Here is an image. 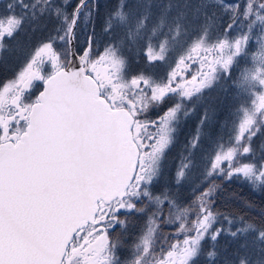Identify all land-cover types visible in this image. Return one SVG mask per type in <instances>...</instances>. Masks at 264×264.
I'll return each mask as SVG.
<instances>
[{
	"label": "rangeland",
	"instance_id": "1",
	"mask_svg": "<svg viewBox=\"0 0 264 264\" xmlns=\"http://www.w3.org/2000/svg\"><path fill=\"white\" fill-rule=\"evenodd\" d=\"M200 1L199 13L206 5L221 12L222 17L217 23L219 41L213 47L202 48L199 45L201 40L197 38L186 46L189 47L187 53L174 61L169 71L164 68L159 74L151 73L150 78L138 76L127 80L122 64L112 54L88 58L89 72L94 74L114 102L128 101L131 97L128 91L135 89L138 92L132 91L133 94L139 93L140 96L135 105L129 102L132 112L140 116L141 121L143 117L151 121L155 117L151 111H155L160 123L156 126V144L149 139L143 143L146 150L139 159L140 176L136 177L122 200L101 208L104 210L94 227L79 234L76 249L66 264H147L149 259V264H197V261H190L196 253L203 252L206 245H210L211 253L202 260V264H218L219 251L224 254L227 245L234 241L245 244L253 230L240 227L238 224L242 223L229 219L228 228H236L229 234L230 240L226 245L221 242L226 230L220 226H205V215L209 208L219 209V204L212 200L214 196L221 195L223 191L227 199L238 195L236 190L225 187L226 182L235 179V183H243L256 192L264 189V155L258 156V161L243 159L250 156L249 150L243 148L244 143L247 138L249 145L254 142L250 133L257 128L261 121L259 118L264 116V0H244L243 5L240 0ZM30 2L33 31L29 36L18 39L21 45H16L15 39L9 42L10 49L4 54V61L21 59L19 63L26 68L43 57L47 63V75H50L69 60L68 34L75 8L81 0ZM92 5L86 6L77 27L75 44L79 53L83 50L79 54L81 57L89 46ZM185 10L181 4L179 11L185 13ZM121 14L118 13L119 16ZM164 14V19L153 23L149 30L157 37L161 33L165 35V43L160 44L157 54L148 49L150 60L161 59L166 49L178 48L176 38L188 35L191 27L182 15L173 21L167 20ZM196 29L198 37L209 33L203 25ZM140 31H146L143 24ZM4 42L1 45H5ZM2 55L0 53V61L3 60ZM224 62L228 64L226 73L235 80L232 81L235 95L228 97L235 101L233 105L227 98L218 101L213 91L215 88L220 92L215 77L220 68L217 66ZM188 69L190 74H186ZM143 88L147 89L146 92ZM205 90H212L213 97L201 94ZM158 99L162 105H171L165 110L166 115L160 111ZM249 99L252 100L251 108L246 105ZM225 102L228 104L225 115L230 119L224 126L219 124L213 130L211 125L215 124ZM136 106L142 109L141 113ZM148 131L153 134L149 126ZM243 205L247 207L249 203L245 201ZM190 219L195 229H207L206 245L202 233L200 238L190 237L184 230L180 234H184L183 237L173 239L169 232L172 230L168 231L174 223L186 227L185 222ZM206 224L211 225L208 221ZM108 237H113L112 244ZM256 239V242L264 241V235L259 234ZM158 244L164 248L160 250ZM258 249L263 251L262 247ZM142 255L146 256V263H143ZM225 264L233 262L226 261Z\"/></svg>",
	"mask_w": 264,
	"mask_h": 264
},
{
	"label": "water",
	"instance_id": "2",
	"mask_svg": "<svg viewBox=\"0 0 264 264\" xmlns=\"http://www.w3.org/2000/svg\"><path fill=\"white\" fill-rule=\"evenodd\" d=\"M69 60L46 79L26 131L0 145V264H61L77 232L94 223L98 203L122 200L138 167L133 118L100 95L75 38Z\"/></svg>",
	"mask_w": 264,
	"mask_h": 264
},
{
	"label": "trees",
	"instance_id": "3",
	"mask_svg": "<svg viewBox=\"0 0 264 264\" xmlns=\"http://www.w3.org/2000/svg\"><path fill=\"white\" fill-rule=\"evenodd\" d=\"M81 2H79L78 6ZM200 2V0H88L82 10L83 12L88 4H93L90 32L87 43L88 46L90 40L91 48L88 58H95L96 56L105 53L112 54L122 64L127 80L138 76L150 78L151 73L159 74L164 70V68L169 71L174 64V61L187 53L189 47L186 46L197 40V38L198 40H201L199 45L202 48L204 46L213 47L219 41L220 35L217 30V23L222 17L221 12L219 9H212L209 5H206L202 7L203 10L199 13L198 9L200 7ZM240 3L243 5L244 0H240ZM181 4H184L185 6V13H181L179 11ZM78 6H76V8ZM119 12L122 13L121 16L118 15ZM163 12L165 13L164 17H166L167 20L171 19L173 21L180 18L179 15H182L183 18H186V22H188L191 27L188 35L183 34L182 37L178 36L176 38L175 43L178 48H173L171 51L170 48L168 50L166 49L165 53L161 54V59L150 60L148 57L150 52L157 54L160 44L165 43V35L161 33L160 36L157 37L149 32V30L153 28V23L164 19L162 16ZM141 24L144 25V30H146L145 32L140 31ZM202 25L208 29L209 33L198 37L196 28L197 26ZM148 49H152V51L147 53ZM81 52H83V50L78 53L81 54ZM66 64L67 63H63L62 67ZM217 68L215 84L220 86V92L215 88L213 91L218 97V101L227 98V101L233 105L235 101L231 100V98L228 99V97L235 95L234 92L236 91V88L233 87L234 89L232 91V81L235 80L230 78L226 73L228 70L227 63L224 62L222 65H218ZM186 74H190L189 69ZM146 90L143 88L144 92H146ZM132 91L135 93L138 92L135 91V89L129 90V95H131L130 99L128 101H115L116 107L126 108L132 112L129 102L135 105L140 96L139 93L134 95ZM204 93L211 98L213 97L212 90H205L201 94ZM225 94L231 96H226ZM194 99L195 98L192 100L194 101ZM251 101L252 100L249 99V102L246 103L248 107H250ZM158 102L161 104L159 99ZM227 106V102L222 104L221 113L216 116L215 124L213 122L211 125L213 130L218 128L219 124L224 126L230 119V116L227 117L225 115L228 108ZM170 107L171 105L161 104L160 111L162 110V113H165V110L170 109ZM137 108L140 112L142 111L141 108ZM137 113L139 114V112ZM151 114L155 116L153 119L159 117L155 111H151ZM166 114L167 113H165V115ZM259 119L261 121L257 128L253 129L250 133V137L253 138L254 142L249 145L247 138L243 146V148L246 147L247 151L249 150L250 156L243 157V159L247 158L252 161H258L260 160L258 156L264 155V146L262 145V140H264V116L262 115ZM224 128L228 130L227 127ZM223 141H226L224 137ZM243 148L240 149L241 153ZM225 187H231L232 191L236 190L239 193L235 196V198L231 197L230 199H227L226 196H224V191L221 195L218 194L217 196H214L212 200L214 204H219V209H207L205 215V226H208V228L209 226L214 228L216 226H220L222 230H226L225 235L222 237L224 240L221 241L226 245L230 240L229 234L236 228V226L228 228V224L230 222L229 219H235V222L239 221L242 223L238 224L240 227L253 228V230L248 234V239L245 244L242 245V241H234L227 245L224 254H221V251H219L218 264H225L226 261L233 262V264L244 262H247L246 264H258V262L259 264H264V241L256 242V238L259 234L264 235V189L262 192H256L253 188L244 186L243 183H235V179L226 182ZM241 192H243V194ZM245 201L249 203V206H247L249 208L243 205ZM193 215H196V213L193 212ZM207 221L209 224L211 223V225H207ZM247 222H249V224H247ZM185 223L186 227H181L177 223H174L172 229L168 228V231L172 230L169 232L172 233L173 239L183 237L184 234H180L186 230L190 237L196 236L200 238V233H202L201 237L205 240L206 245L208 238L207 229H202V227L195 229L192 219ZM188 225H190L189 230ZM247 231L249 232V230ZM157 247L161 250L164 248V245L158 244ZM260 247H262L263 251L258 249ZM221 249H224V247L222 246ZM209 250L210 245H206L203 252L198 254L196 253L190 263L197 261V264H202V260L211 253ZM198 256H200V259ZM142 258L145 260L146 256L142 255ZM147 262V264H149L150 259ZM143 263H146V260Z\"/></svg>",
	"mask_w": 264,
	"mask_h": 264
},
{
	"label": "flooded vegetation",
	"instance_id": "4",
	"mask_svg": "<svg viewBox=\"0 0 264 264\" xmlns=\"http://www.w3.org/2000/svg\"><path fill=\"white\" fill-rule=\"evenodd\" d=\"M30 7V0H0V53L3 54V60L0 61V144L5 142L15 143L19 140L20 136L26 131L31 108L36 103L38 95L43 89L44 82L49 76L59 70H54L55 67H53L54 71H52L50 75H47V63L46 59L43 57H39L26 68H23L21 63H19L21 59L15 62L4 61V54L10 49L9 42H11L12 39H15V42L17 43L16 45H21L18 39L29 36L30 32L33 31L32 26L30 25ZM4 40V43L6 44L1 45ZM99 87L102 95L113 103V99L108 96L104 87L101 84H99ZM134 118L135 121L132 128V135L135 137L133 139L135 140L139 153L138 170L135 176L136 179V177L140 176V156L144 154L146 150L143 143L149 139L152 140L154 145L156 144V135H158L156 126L160 123V120L156 118L150 121L148 118L145 119L143 117L144 120L141 121V117L138 115H134ZM162 119L164 118L162 117ZM154 122L156 124H153ZM148 126L153 134H149ZM146 147L148 148V145H146ZM135 179L131 186L135 183ZM104 206L105 205L100 204L93 224H89L86 228L75 234L66 250L61 264H66L70 254L76 249V242L79 238V234L87 228L94 227L97 218L100 217L104 210L101 208H105ZM108 241L112 244L113 237H108Z\"/></svg>",
	"mask_w": 264,
	"mask_h": 264
}]
</instances>
